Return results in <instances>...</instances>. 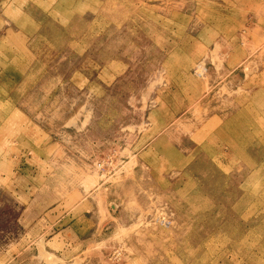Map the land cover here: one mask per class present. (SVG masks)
I'll list each match as a JSON object with an SVG mask.
<instances>
[{
	"label": "rangeland",
	"instance_id": "obj_1",
	"mask_svg": "<svg viewBox=\"0 0 264 264\" xmlns=\"http://www.w3.org/2000/svg\"><path fill=\"white\" fill-rule=\"evenodd\" d=\"M0 264H264V0H0Z\"/></svg>",
	"mask_w": 264,
	"mask_h": 264
},
{
	"label": "crops",
	"instance_id": "obj_2",
	"mask_svg": "<svg viewBox=\"0 0 264 264\" xmlns=\"http://www.w3.org/2000/svg\"><path fill=\"white\" fill-rule=\"evenodd\" d=\"M163 223L169 224V222L168 221H165L164 219H163Z\"/></svg>",
	"mask_w": 264,
	"mask_h": 264
}]
</instances>
